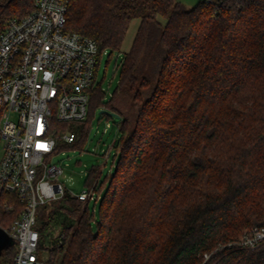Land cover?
<instances>
[{
  "label": "trees",
  "instance_id": "obj_1",
  "mask_svg": "<svg viewBox=\"0 0 264 264\" xmlns=\"http://www.w3.org/2000/svg\"><path fill=\"white\" fill-rule=\"evenodd\" d=\"M35 7L0 0V34ZM133 16L119 83L103 102L97 82L87 115L103 107L123 118L115 168L103 181L99 166L89 170L95 198L66 191L38 207V252L49 264H264V240L237 241L264 227V0H70L65 28L95 39L101 62L120 51ZM121 94L137 106L129 114L114 104ZM87 118L57 126H75L76 144ZM16 215L0 211V225ZM17 251L4 249L0 264Z\"/></svg>",
  "mask_w": 264,
  "mask_h": 264
},
{
  "label": "built area",
  "instance_id": "obj_2",
  "mask_svg": "<svg viewBox=\"0 0 264 264\" xmlns=\"http://www.w3.org/2000/svg\"><path fill=\"white\" fill-rule=\"evenodd\" d=\"M34 1L32 11L11 18L0 34V211L17 214L0 226L18 245L15 264H49L38 254L37 210L67 191L63 168L49 159L58 139L78 137L57 124L87 118L100 65L96 40L65 28L70 0ZM94 188L70 193L89 201ZM243 237L239 242L254 248L264 227Z\"/></svg>",
  "mask_w": 264,
  "mask_h": 264
},
{
  "label": "rangeland",
  "instance_id": "obj_3",
  "mask_svg": "<svg viewBox=\"0 0 264 264\" xmlns=\"http://www.w3.org/2000/svg\"><path fill=\"white\" fill-rule=\"evenodd\" d=\"M188 7H193L199 0H180ZM140 17L133 16L128 26L127 33L125 35L122 47L120 51L106 50L103 53L101 62L98 69V82L102 81V90L104 92L103 102L108 101L115 88L119 83L120 68H116V60L120 63L125 52L131 47V44L136 35L138 26L140 24ZM111 53V56H110ZM117 109L124 113H131L136 109V105L131 100V95L121 94L114 101ZM103 107L94 108L90 111V115L87 118V134L82 141L76 144L66 143L62 145L60 150L54 152L53 156L49 159V164H57L63 168V172L60 175V180L64 184L65 189L68 192L74 194L80 193L83 189L89 187L87 185L88 172L93 166H99L101 171L100 180H105L106 175L111 173L115 166H113V158L116 153V148L113 146L114 142L120 137V127L123 121L121 116H111L100 113ZM11 119L18 120V114L12 112ZM108 124H110L108 126ZM75 126H68L67 130H74ZM78 138V137H77ZM110 153L107 158V154ZM95 185V183H94ZM94 201H91L93 205ZM99 214V204L96 205V218ZM95 218L93 225L97 226V219ZM250 227L246 228L240 235L237 241H240L246 232L250 231ZM58 229L55 230L57 234ZM244 238V237H243ZM39 256L43 259L46 258V250H40Z\"/></svg>",
  "mask_w": 264,
  "mask_h": 264
},
{
  "label": "water",
  "instance_id": "obj_4",
  "mask_svg": "<svg viewBox=\"0 0 264 264\" xmlns=\"http://www.w3.org/2000/svg\"><path fill=\"white\" fill-rule=\"evenodd\" d=\"M100 113H107L111 116H117L119 117L120 115L115 112L108 110L106 108H102L100 110ZM15 243V240L13 239L12 236L9 235V233L0 226V254L3 252L4 249H7L9 246L13 245Z\"/></svg>",
  "mask_w": 264,
  "mask_h": 264
}]
</instances>
